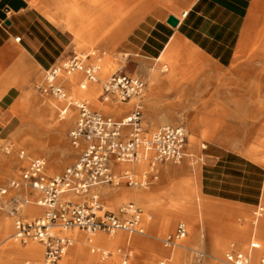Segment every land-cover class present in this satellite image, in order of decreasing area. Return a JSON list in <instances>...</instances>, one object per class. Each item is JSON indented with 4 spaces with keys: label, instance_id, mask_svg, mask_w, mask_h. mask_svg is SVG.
Returning <instances> with one entry per match:
<instances>
[{
    "label": "crops",
    "instance_id": "1",
    "mask_svg": "<svg viewBox=\"0 0 264 264\" xmlns=\"http://www.w3.org/2000/svg\"><path fill=\"white\" fill-rule=\"evenodd\" d=\"M33 1L0 0V128L12 125L10 109L20 90H32L37 81L40 90L43 73L72 56L70 32ZM164 12L147 14L121 45L118 54L131 66L125 72L149 82L168 60L180 80L192 72L201 77L177 95L149 98L143 124L172 121L205 138L204 158L191 172L207 206L260 208L264 165L246 150L264 142V0H195L177 27L167 22L173 14ZM173 100L178 108L168 118Z\"/></svg>",
    "mask_w": 264,
    "mask_h": 264
},
{
    "label": "rangeland",
    "instance_id": "2",
    "mask_svg": "<svg viewBox=\"0 0 264 264\" xmlns=\"http://www.w3.org/2000/svg\"><path fill=\"white\" fill-rule=\"evenodd\" d=\"M47 4L50 0H42ZM45 3V4H46ZM162 8L167 14H173L172 8L156 3L153 4L150 12ZM69 9V14H74V23L77 28L85 30L88 34L86 40L76 41L74 34L65 26H61L70 32L73 37V53L81 56L84 59L85 66H95L96 68L102 66L97 72V82H88L87 87L83 88L82 84L85 79L82 70L73 72L68 75L63 72V80H59L60 84L67 94L74 101L88 102L90 107L103 114L114 116L115 118H122L129 114L133 106L139 102L137 99H132L130 102H121L116 99L104 101L101 98L102 88L104 82L114 73L121 65H125L124 55L118 54L121 45L126 41L119 40L109 31L113 23H109L107 28L103 31L91 33L89 29L93 25L86 23L87 19L92 15L86 9L81 11ZM177 10V9H176ZM183 9L180 10L182 12ZM149 12V13H150ZM148 13V14H149ZM99 37L98 40L92 41V34ZM108 32L105 37L102 34ZM103 34V36H104ZM101 37V38H100ZM95 43V44H93ZM105 52H107L105 54ZM89 56L88 58H86ZM66 62V61H65ZM162 66L158 71L157 76L162 82H155L152 78L147 83V91L143 96L142 103L144 105V113L146 116L147 100L151 97H156L160 92H166L171 95H177L181 86L184 87L194 84L201 77V74L195 72L188 73L185 78L181 80L177 73L172 72L171 62L162 60ZM64 63V62H63ZM63 63L60 67L63 66ZM110 71L106 72V68ZM58 68V67H57ZM128 73L131 71V66L128 64L124 70ZM79 74L76 82V87L87 94L84 99H77L72 93L68 83L64 81L66 78H71L72 75ZM163 72V73H161ZM167 75V77H160V75ZM73 77V76H72ZM47 73H43L38 90V81L33 86L32 90H20L17 100L10 109V116L14 118L12 125L6 128H0V187L7 184L12 178L18 177L21 170L25 168L32 159L42 158L47 163L46 174L49 177L61 174L66 168L72 166L78 160L81 153L82 144L77 147L73 145L70 133L75 128L78 119V109L72 125L67 130H62L60 126L53 125L54 118L61 119L63 122L68 120L70 112L61 118L60 109L63 108L65 101L58 100L46 89ZM70 80V79H68ZM68 82V81H67ZM145 82V81H144ZM29 85V83H28ZM94 90L92 96L88 93ZM146 96V97H145ZM119 106V111L110 112L108 110L111 106ZM169 111L165 114L168 118L176 112L178 108V101L173 100L167 103ZM71 107H75L72 105ZM17 109V110H16ZM74 109H71V111ZM70 111V109H69ZM158 116L159 114H155ZM67 117V118H66ZM175 125L182 126V124L166 121L161 125L149 127L144 123V129L147 134L157 131L163 126ZM189 134V142L185 148L184 159L180 163L166 162L157 164L155 171L151 172L149 162L147 166L142 169L135 168L133 165L124 166V170H130L134 173L139 181L149 179L151 183L148 186L129 187L126 185V180H123L118 187H102L98 189L101 196L102 203L106 210L112 212H119L124 206L134 203L142 210V218L144 219L145 234L139 235L148 241L147 246H138L143 255L142 259H137L135 255L131 256L128 264H150L147 259L151 254L161 252L162 257L160 262L165 264H174L168 259L172 254L171 248H165L163 239L173 232H175L179 224H185L188 230V236L183 240L180 246L176 249L180 251V257L177 264H227L226 254L232 250L246 254L251 246L256 245L254 260H258L264 254V204L260 208L251 211L245 210H229L223 207H216L203 204L202 215L200 212L199 202L194 198L184 205L178 202L181 199L182 192H179L178 185L184 183L192 178L191 167L201 164L203 160L202 148L204 142L195 137L193 127L183 125ZM18 132V133H17ZM251 148H255L258 153L264 155V142L262 144H251ZM164 167H172L173 169L164 171ZM146 173V175H145ZM156 177V178H155ZM106 190L109 197L102 196V192ZM30 190H20L18 192H11L7 197L8 204L4 210H0V221L9 220L15 224V217L10 215L9 209L12 206V198H30ZM154 193L157 197L152 199L141 200V194ZM167 193L170 203L163 207H155L156 201L159 197H163ZM37 198V194L32 195ZM39 197V194H38ZM32 205V204H29ZM151 205V207H149ZM28 206V205H27ZM115 207V209H113ZM25 209V208H24ZM45 209V208H44ZM46 210V209H45ZM45 210H40L39 217L45 214ZM146 212H150L152 217L144 218ZM186 215V219L178 215ZM212 219V221H210ZM147 224V225H146ZM15 232V228L12 235ZM20 247L25 245L16 242ZM30 243V242H29ZM254 244V245H253ZM95 247L88 246L80 252V249L73 246L71 252H75L68 257V264H123L125 254L127 251H136L132 246L124 249V252H112L109 256L103 253V250H96L92 253ZM160 248V250H159ZM245 250H244V249ZM244 250V251H243ZM70 252V253H71ZM254 254V253H253ZM202 255V256H201ZM89 257L96 260L88 261ZM14 256L12 253H0V259L3 261L12 260ZM105 258V259H104ZM59 264H62L59 262Z\"/></svg>",
    "mask_w": 264,
    "mask_h": 264
},
{
    "label": "built area",
    "instance_id": "3",
    "mask_svg": "<svg viewBox=\"0 0 264 264\" xmlns=\"http://www.w3.org/2000/svg\"><path fill=\"white\" fill-rule=\"evenodd\" d=\"M79 70L85 75L83 88L88 82L98 81L99 69L95 66H85L84 59L76 53H73L62 67L48 71L46 80L47 91L66 103L60 109L62 119L67 116L72 105L78 109L77 124L70 133L73 145L79 147L82 144L76 163L61 174L49 177L46 174V161L42 158L32 159L18 177L0 187V210L6 208L7 197L11 192L23 189L32 191L31 199L12 198V206L9 209L10 215L16 218L13 239L22 245L34 242L43 247L42 261H28L27 264H59L74 242L70 236L62 233L68 229H79L88 233L114 234L123 231L144 235L141 208L130 203L119 212L108 211L102 203L98 189L118 187L123 180H126L125 183L129 187L148 186L151 183L149 179L139 181L132 171L118 170L121 164L137 161L140 150L147 154L151 172L155 171L157 164H177L185 156L189 137L185 127L168 125L161 127L151 136L146 133L142 103L147 90L144 80L127 74L124 70H118L104 82L101 95L104 101H139L129 114L115 118L92 109L88 102L72 100L58 84L57 80L62 71L70 75ZM33 193L37 194V198L32 196ZM29 204L45 208V214L33 219L24 218L23 210ZM187 236L186 225L179 224L175 232L163 239V244L167 248H175ZM254 248L256 249V245ZM131 256L132 252L127 251L123 264H128ZM226 263L264 264V254L254 260L251 254L232 250L226 254Z\"/></svg>",
    "mask_w": 264,
    "mask_h": 264
},
{
    "label": "bare ground",
    "instance_id": "4",
    "mask_svg": "<svg viewBox=\"0 0 264 264\" xmlns=\"http://www.w3.org/2000/svg\"><path fill=\"white\" fill-rule=\"evenodd\" d=\"M194 1L195 0H50V2L47 4L42 0H34L33 5L38 6L41 9V11L55 24L59 26L65 25L74 34L76 41H83L86 40V36H88L87 35L88 33L85 30L76 27L74 23L75 22L74 14L73 13L69 14V9L72 7L74 8L73 10H78V11H81L82 9H86L88 13L92 15V17L87 19L86 21V23H88L89 25H93L89 29L91 33H93L94 30L95 32H99V31L101 32L107 28L106 26H108L109 23H113V26L109 31H111L116 36V38L122 40L131 33L136 23L142 20L150 12V9L153 4L159 3L161 4V7L166 6L172 8L173 15L181 20L183 16L188 12L190 6L194 3ZM181 9H183L182 12H180ZM95 32L94 34H92V41L93 39L96 41L98 40L96 38H99L95 34ZM103 34L101 37H105L106 34H108V32H105L104 36ZM106 53L107 52H105V54ZM101 67L102 66L100 65L98 69L100 70ZM125 67L126 65H121L119 69H117L116 71L123 70ZM107 71H110V68L107 67L106 72ZM78 73L80 72H77L76 75H72L73 77L71 76V78L64 79V81L68 83V86L71 88L72 93H74L77 99H84L87 96V94L85 95L84 92H82L76 87V82L79 78ZM63 74L64 73L62 71L57 81L63 80L64 78V76H62ZM154 81L156 83L159 81L157 75H155ZM93 93L94 90H91L88 93V95L92 96ZM71 109L74 110L71 111ZM76 109L77 108L75 107L70 108L69 111L70 117H68L67 121L63 122L61 119H59V117L54 118L53 125L60 126L63 131L67 130L74 121ZM108 110L110 112L118 113L119 106L118 105H116L115 107L111 106L108 108ZM154 132L149 133L148 136H151ZM246 155L250 157L252 160L264 165V155L260 157L258 151L255 148L247 149ZM147 160L148 158H147V154H145V151L140 150L139 158L137 161H135L132 164H121L118 166V170L120 171L124 170V166L126 165H131V166L133 165L135 168L138 169L143 168L144 170V168L148 164ZM178 190L179 192H182V195H184L181 197L178 203L180 205H184L190 200L195 198L199 202L200 212L202 215L204 200L202 196L197 192V186L194 178L192 177L186 182L180 183L178 185ZM102 196L108 198L109 193H107V191L104 190L102 192ZM141 197H142L141 200L146 201V199H152L157 196L154 193H143L141 194ZM166 197H167V193H165L163 197H159L155 203L156 204L155 207H163L169 204L170 200L169 198ZM149 207H151V205ZM42 209L45 210L42 207H36L34 205L25 206V209L23 210V216L24 218L27 219H33L36 216H38L40 210L42 211ZM113 209H115V207ZM178 216L183 219H186V215L184 214ZM148 217H150V219L152 217V214L150 212H146V215L144 216L146 222ZM144 222L145 221L143 219V223ZM13 229H14V223L12 224L11 221L9 220L0 221V253L1 254L12 253V255L14 256L12 260H8V261H3V259H0V264H27L28 261H34V262L42 261L43 247L40 244L34 242H30L27 245L20 247L12 237L14 233L10 235L13 232ZM62 233L66 236H70L74 241L73 245L66 251L65 255L63 256L62 264H68L69 255L75 253V252H71L73 246L79 248L80 252H82V250L88 246H93L95 248L92 249V253H95L96 250L99 251L103 250V253L107 254L108 256L112 252L115 253L116 250L118 254L122 253L124 252V249H128L129 246H132L136 250L132 252V255L133 256L135 255V257L139 260L144 258L145 255L141 253V251L138 249L139 248L138 246L148 245V241L144 238H141L139 235L129 234L123 231H119L114 234H106L102 232L88 233L86 231L79 229H68L63 231ZM177 247L171 248L172 254L168 259L170 262L171 261L174 262V264H177L180 257V251L176 249ZM245 251H247L246 254H251L253 258H256L255 257L256 251L254 246H251V248ZM162 255L163 253L161 250V252L159 251L156 254H151L147 259L149 260L150 264H156L157 262H159V259L162 257ZM87 260L90 261L91 263L96 259L93 257H89V259ZM159 264H162V262H160Z\"/></svg>",
    "mask_w": 264,
    "mask_h": 264
},
{
    "label": "water",
    "instance_id": "5",
    "mask_svg": "<svg viewBox=\"0 0 264 264\" xmlns=\"http://www.w3.org/2000/svg\"><path fill=\"white\" fill-rule=\"evenodd\" d=\"M168 24H170L173 27H177L179 24V19H177L175 16L171 15L169 16L167 20Z\"/></svg>",
    "mask_w": 264,
    "mask_h": 264
}]
</instances>
